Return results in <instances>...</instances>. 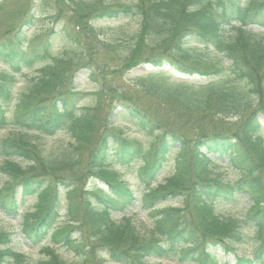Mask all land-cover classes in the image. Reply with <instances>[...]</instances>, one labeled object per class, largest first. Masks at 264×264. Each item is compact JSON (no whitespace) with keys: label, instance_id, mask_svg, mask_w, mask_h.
<instances>
[{"label":"trees","instance_id":"obj_1","mask_svg":"<svg viewBox=\"0 0 264 264\" xmlns=\"http://www.w3.org/2000/svg\"><path fill=\"white\" fill-rule=\"evenodd\" d=\"M116 1L0 0V132H17L0 137V213L21 216L37 264H70L60 251L72 264H264V0ZM123 20H135L124 43L96 25ZM46 24L59 28L30 34ZM81 71L91 95L73 85ZM58 133L54 156L33 140ZM128 209L146 212L144 232ZM245 234L252 257H219ZM11 237L0 232V264H31Z\"/></svg>","mask_w":264,"mask_h":264},{"label":"rangeland","instance_id":"obj_2","mask_svg":"<svg viewBox=\"0 0 264 264\" xmlns=\"http://www.w3.org/2000/svg\"><path fill=\"white\" fill-rule=\"evenodd\" d=\"M85 1L93 2L95 0H85ZM113 1L119 2L116 0H107V2L109 3H113ZM121 1L128 2L130 0H121ZM96 25L104 29L103 32L106 37L111 38L114 41L122 42V41H126L127 39L131 37V34L133 30L135 29V20H123V21L115 22L111 24L110 23H97ZM51 28H53L56 31L58 30L59 27L57 24L56 25L46 24L41 27L40 26L36 27L34 30L30 29L29 32L30 34L38 36V34H40L41 31H43L42 29H47L49 31V29ZM58 45H59L58 39L55 38L54 51H56L55 49L57 47L62 46V45L60 46ZM142 73H145V69L143 67H140V68L135 69L131 73H129V75L137 76ZM33 75L34 74L32 72H24L17 78V84L15 85L14 90H13V99L9 105L10 107H8L9 111L13 109L17 100L20 98L21 94L25 91L29 83V80H32ZM73 85L74 87H76L78 91H82L83 93H86L89 95L94 93L93 85L87 80L86 72L84 71H81L75 74ZM143 100H144L145 106L149 105V101L147 99L143 98ZM153 111L156 117L161 119V121H163L165 124L170 125V126L173 125L174 127H180L185 132H188L190 128L193 129L195 126H198L196 124L198 121L193 118H189V125L186 124V119L189 117V115L183 114L185 118L181 119V118L174 117L173 114L160 115V113L157 112L156 110H153ZM213 120H215L216 122H220L225 127H231L234 124L238 123L236 122V119L229 118V117L227 118L226 117H214ZM262 130L264 133V127ZM13 132L15 133L16 130L13 129L12 126H9L8 128L0 132V137H5L8 134L13 133ZM139 139L143 143H147L149 140L147 136L139 137ZM33 140L35 141L36 144H38L44 150V154L51 155V156L61 153L67 144V137L64 135V133H58L55 136L48 137V138L38 137L37 139H33ZM20 165L22 166L21 163ZM220 173L224 176L225 179H229V180L233 179V173L230 170H225L221 168ZM162 178H163V175H161L159 179L161 180ZM7 181H8V178L0 170V188L5 183H7ZM130 183H132V181H130ZM28 202H29V205L32 204V201H28ZM170 205L172 207L178 206V204L175 202H171ZM239 210H241V205H239L237 208H232L231 212L233 214H236ZM115 216L118 217L119 215H115ZM126 216L129 217L132 220V222L137 225L138 228H141L140 229L141 232H144L142 228L149 225L148 216L146 215V212L144 211H140L136 209H128L126 211ZM21 221H22L21 216H16L14 218H7L0 213V232L11 233L12 242L10 246L12 247V249L16 252L23 253L26 256H28L30 260H32L31 264H37V261L41 259L43 255L39 253L38 248L29 247L23 240L22 236L20 235ZM256 245H257V240L255 239V237L252 234H247L245 235V241L243 242V244H240V245L226 244L225 245L226 247H230L233 249L232 253L225 251L226 248L225 249L221 248L222 251L218 253V255L220 258H224L226 261H233L235 257L244 256V257L250 258L252 257L254 253ZM60 252H61V257L64 260H67L70 264H72L71 260L73 259L69 257V255H67L66 253L62 251ZM149 264H174V263L151 259Z\"/></svg>","mask_w":264,"mask_h":264}]
</instances>
